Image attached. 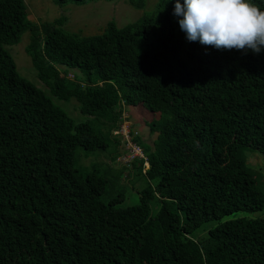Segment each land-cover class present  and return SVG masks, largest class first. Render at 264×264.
<instances>
[{"label": "trees", "instance_id": "trees-1", "mask_svg": "<svg viewBox=\"0 0 264 264\" xmlns=\"http://www.w3.org/2000/svg\"><path fill=\"white\" fill-rule=\"evenodd\" d=\"M174 3L81 35L64 30V16L35 22L23 0H0V264H264V172L246 155L264 157V49L187 40ZM252 3L264 10V0ZM25 32L38 79L90 119L74 121L18 73L6 45ZM69 69L84 76L67 78ZM139 103L159 115L148 123L152 145L131 134L145 159L120 167L122 181H143L138 202L118 205L121 193L104 202L108 178L79 169L76 148L113 145L114 161L111 131L123 106ZM257 211L199 235L209 221Z\"/></svg>", "mask_w": 264, "mask_h": 264}, {"label": "rangeland", "instance_id": "rangeland-1", "mask_svg": "<svg viewBox=\"0 0 264 264\" xmlns=\"http://www.w3.org/2000/svg\"><path fill=\"white\" fill-rule=\"evenodd\" d=\"M27 8L28 18L35 22L49 21L56 17L64 16L66 18L63 28L68 32H77L81 35H91L101 33L109 20H113L117 26H123L127 23L138 20L143 15L153 12L157 0H145L142 8H134L129 4L128 0H95L86 4L76 5L67 3L64 5L55 4L52 0H23ZM29 41V33L22 34L18 43L6 45V49L11 54L18 73L28 79L35 86L42 89L51 97L53 102L63 109L74 121H86L90 116L84 115L79 111L78 103L74 98L67 101L59 100L48 91L45 82L38 79L36 71L32 66L29 55L25 51V46ZM77 76L80 79L84 76L78 69H69L66 74L67 78L75 79ZM69 85H73L70 82ZM157 112L149 110L147 105L139 103L137 105L123 106V121L118 130H112L111 133L119 139L117 151L119 154H124L127 144L124 141L128 131L129 136L136 134L145 143L152 145L156 135L149 132L148 123L153 118L158 117ZM113 145H110L106 150H96L92 153H86L81 147L76 148L75 163L76 166L83 171L96 169L100 174H104L108 178L106 192L102 196L104 202L108 199L122 194L123 198L118 202V205L127 206L138 202L137 187L143 181H139L138 177L131 178L132 181L138 180L132 184L121 179L126 177V171H121V164L124 163L122 158H115L114 161L109 160L110 153L113 151ZM247 161L255 168L262 169L264 172V157L258 152L246 151ZM119 156V155H118ZM112 165V166H111ZM147 165L144 164V170ZM152 208H157V202L152 201ZM237 216L259 217L262 216L261 211L257 212H234L224 216L220 220H213L205 223L199 229V235H204L208 229L216 226L218 223L234 218Z\"/></svg>", "mask_w": 264, "mask_h": 264}, {"label": "clouds", "instance_id": "clouds-1", "mask_svg": "<svg viewBox=\"0 0 264 264\" xmlns=\"http://www.w3.org/2000/svg\"><path fill=\"white\" fill-rule=\"evenodd\" d=\"M173 15L189 41L217 49H264V10L252 0H175Z\"/></svg>", "mask_w": 264, "mask_h": 264}, {"label": "built area", "instance_id": "built-area-1", "mask_svg": "<svg viewBox=\"0 0 264 264\" xmlns=\"http://www.w3.org/2000/svg\"><path fill=\"white\" fill-rule=\"evenodd\" d=\"M126 132L127 135L125 138L127 139L124 140L127 144L126 151L124 154H120L119 156H117V158H122L124 163H130L135 157L145 159V156L142 152V148L132 140L127 130ZM144 164H147V162L145 161Z\"/></svg>", "mask_w": 264, "mask_h": 264}, {"label": "crops", "instance_id": "crops-1", "mask_svg": "<svg viewBox=\"0 0 264 264\" xmlns=\"http://www.w3.org/2000/svg\"><path fill=\"white\" fill-rule=\"evenodd\" d=\"M153 134H155L156 135V133H153ZM144 142V141H143Z\"/></svg>", "mask_w": 264, "mask_h": 264}, {"label": "bare ground", "instance_id": "bare-ground-1", "mask_svg": "<svg viewBox=\"0 0 264 264\" xmlns=\"http://www.w3.org/2000/svg\"><path fill=\"white\" fill-rule=\"evenodd\" d=\"M147 165V164H146Z\"/></svg>", "mask_w": 264, "mask_h": 264}]
</instances>
